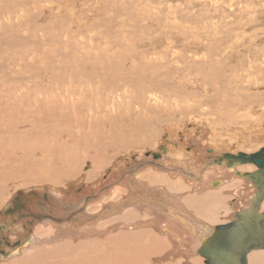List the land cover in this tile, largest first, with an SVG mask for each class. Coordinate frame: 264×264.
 Masks as SVG:
<instances>
[{
  "label": "rangeland",
  "instance_id": "374dc122",
  "mask_svg": "<svg viewBox=\"0 0 264 264\" xmlns=\"http://www.w3.org/2000/svg\"><path fill=\"white\" fill-rule=\"evenodd\" d=\"M67 12L69 22L67 20L66 25H61L60 21H56L57 30L54 36L51 64H40L37 75L23 84L18 83L20 82L19 80L3 78V111H6L5 108L8 102L12 104L16 101L18 104L20 101L22 102L23 97H15L14 93L19 92V90L20 92L22 91L21 85L33 84L32 89L34 91L30 90L29 92L31 94L35 92L36 95L32 94V96L37 99L36 96H43L46 90H48L47 92H53L65 84L71 90L75 89L80 92V89L84 88V91L89 93V98L83 102L85 106L92 109L94 107L95 109V103H98L103 108L107 107L109 109L108 117L99 115L97 122L93 124L96 127L100 125L107 132L109 130L118 132V138L117 140H112L113 142L110 139H103L104 142L96 143V145L91 143L77 144V147L81 148V150L75 156V159L74 157L70 159L69 167L66 169L68 171L73 169L72 171H81L83 173L92 172L93 169L91 168L93 165L90 155L95 152L101 153L102 151L105 154L102 163H106V165L101 164L96 172L99 174V172L106 171L108 175L105 174V177H100L102 186L95 193L90 191L88 195L92 196L91 198L83 195L81 202L77 203L75 201L70 205L71 207H66L64 210L68 215L63 212L61 220H64L58 224L68 223L66 225L71 228L72 232L75 231L74 229L78 225L90 227L93 224V228H95V219H81L82 223L80 224L79 219L77 220L79 218L78 215L87 213V209L91 207H87V204L90 205L91 201L98 199L107 191L114 190L122 184L124 179L138 175L139 170L137 169L141 164L139 160H152L150 158L151 154L156 153L158 155L160 146L168 147V139L172 136L170 135L171 131H176L178 137L176 142L177 145H180L179 150H182L181 148L184 150L179 157L168 156V158H172L175 162H187L183 168L184 170L187 169L186 171L188 172H193L195 168V165L190 162L192 155H188V152L193 151L192 147L195 145L193 140L198 139L197 141H200L198 146L210 144L207 139H212L213 137L212 126L219 129L216 139L220 138L224 142L222 147L216 146L217 142L214 143L215 147L222 149L221 153H235L238 151L252 153L264 147V0H68ZM87 41L90 42L88 43ZM228 46L230 47L228 48ZM126 58H131L130 60H132L135 67L137 66V71L140 69V72L127 71L128 77L123 72L120 74V71H115L113 66L118 65V62H122ZM147 63H152L154 67L152 69H156V72L160 73L153 76V72L151 73L147 69ZM41 68H48V70L43 71ZM164 68H166V71H164ZM177 68L179 69L178 71L176 70ZM148 72L152 75H149L150 73ZM105 73H116V80H108L107 78L109 77ZM238 74H242L241 77L243 79H240L241 77H238ZM233 79H237V83H232ZM239 79L243 81L244 88L236 87L239 84ZM165 94L170 99L177 100V107L181 108L180 112L174 117L164 120L160 116L161 111L152 109L154 113L149 112L148 114L152 120H146L145 124H137V121H140L137 117L141 113L137 114L134 112L135 109L140 107L143 109L145 102L149 103V101L153 105L160 103L159 105L163 107L165 104H162L161 101H165ZM151 95H153V98ZM250 95L253 98L251 100L247 99L250 98ZM149 96L151 97L150 100ZM223 96H230L234 99L233 107L238 103L237 100L241 99V102H245L244 107L239 109V111L242 110L240 113L243 114L241 120L244 124L246 123L251 127L252 132L245 135L244 138H240V143H238V138L235 140L231 138V126L225 120L228 114V106L217 102ZM119 98L118 102H114ZM18 104L15 103L17 107H19ZM19 105L21 111L23 106ZM159 105L156 107H159ZM236 108L238 107L236 106ZM157 113L159 116H157ZM71 117L72 115L70 114L67 120L59 122L61 125L56 122L57 126H55L54 122L46 123L43 120L33 128L29 125H24L23 130H27L28 135L39 142L56 143L54 149L56 152L57 146H66L64 139L68 140L71 145L78 138L74 134L78 132L79 128L77 127L76 129L75 125L72 124L71 120L73 119ZM207 123L210 129L207 128ZM82 125L79 126L82 127ZM221 126H225V130L221 129ZM254 126L256 129H254ZM182 127H186L188 132L191 128H196L189 135ZM258 128L262 129L261 136L259 135L261 141L254 139L259 134ZM73 129L76 130L74 131ZM6 134H8V131L3 130V135ZM8 135L15 141L17 139L15 136L18 133L11 132ZM111 142L114 145L113 148L110 147ZM69 144L67 145L68 148ZM117 146L120 147L119 150ZM175 146L173 148L177 149ZM72 148L74 149V147ZM206 149L207 151L200 155L211 156L214 147L208 145ZM146 153L150 154L146 155ZM220 156L218 155L216 158H221ZM160 158L153 159V161L163 164V157ZM213 159L215 157H212L211 160H205V162L208 161L211 164L213 162L214 164L212 165L204 162L201 166L200 162H198L200 169L206 166L203 172L207 179L211 177L210 173H212L214 167L223 169L224 161L216 163ZM127 164H130V169ZM114 166H118V168ZM239 167L243 170L250 169L249 165H242V167L240 165ZM101 168H103V171ZM165 171H167V174H177L173 177V180L176 177H181L180 171L172 167L164 168V173ZM134 172L137 173L134 174ZM34 174H37V171L28 172L27 174L22 172V177ZM221 175L219 174V176ZM225 175H223V178L227 179L228 176L224 177ZM213 178L218 177L215 175ZM71 180H74V178L68 181ZM194 181L197 182V180ZM202 181V176H200L199 182ZM93 182L95 183V181H92L89 184L94 185ZM70 183L73 186L71 189L80 186L77 183ZM80 183L82 185L85 184V182ZM23 184V186L18 188L21 194L41 191L30 180L26 179ZM223 185L219 184L216 187L209 185L195 197H188L187 203L189 207L192 209L198 208L200 215H205V211L208 212L207 208H200L195 201L200 197L218 192L225 187V184ZM87 189L92 190L93 187ZM146 189L149 190L148 188ZM180 192H182L181 194L184 197L187 194L192 196L191 193H194L191 192V189ZM248 193H252L251 188L248 189ZM48 197V194L44 195L42 197L43 201L38 204L39 210H42L38 212L41 215L35 214V216L38 215V221L31 217L32 213L24 211L25 202L19 197L15 198L13 205L7 208L5 214L8 216L15 214L14 221L25 219L28 225L31 224L32 228H30L29 234L32 235L31 232L33 233L35 225L38 223L40 225L46 219L45 216L47 214L44 208L47 206ZM86 198L88 199L87 202H85ZM181 198L179 201L184 204L182 202L184 201L183 197ZM194 198L197 199L193 200ZM158 199L161 198L158 197ZM231 199V193L227 194L225 192L224 203H219L215 208L214 221H206L205 223L209 226L227 223L232 218V213L236 210V205L233 208L230 204H227L232 201ZM172 200L175 201L174 199ZM83 203L87 209L81 208ZM177 203L179 204V202ZM170 205L176 207L175 203ZM183 209L189 212L185 205ZM88 213L90 214V212ZM88 213L87 215H89ZM192 215L199 219H197L201 223H199V227L205 228L202 221L205 218L198 216L194 211H192ZM68 221L72 222L73 225ZM17 242L18 240L14 241L13 246L8 248V242L5 243L3 240L1 244H3L5 254H11L13 252L9 251L10 249H19L22 246V243L17 244ZM104 242L100 243L102 246L97 247L95 250H93V247H91L92 249L90 248L91 251L86 250V254L89 251L90 255H87L89 257L94 256L95 259L99 257L100 259L101 257L102 259H105V257L115 259V257L119 258L120 255H124V253L122 255L121 251L117 252L116 255L115 248L109 252ZM145 242L143 240L140 243L143 244ZM138 244L139 242L134 245ZM60 248L55 246L50 251L56 252L55 255H57L61 252L59 251ZM87 248L89 249V247ZM135 251L131 260L134 258L137 262H141L144 257L140 252ZM48 252L46 251L44 254ZM261 252H264V249ZM80 253L82 254L83 251ZM44 254L38 257L39 261L40 258L44 260L47 257ZM78 255L77 253L76 256L72 254L58 260L64 261V264L67 262H69L68 264H73L78 260ZM47 258L49 259V257ZM177 259L182 262L181 264H191L192 260H195L197 264H204L199 255H193L191 259L184 257L183 260H180L179 256ZM174 263L176 262L174 261ZM260 264H264V261H261Z\"/></svg>",
  "mask_w": 264,
  "mask_h": 264
},
{
  "label": "bare ground",
  "instance_id": "6f19581e",
  "mask_svg": "<svg viewBox=\"0 0 264 264\" xmlns=\"http://www.w3.org/2000/svg\"><path fill=\"white\" fill-rule=\"evenodd\" d=\"M67 1L68 0H0V236L2 238H0V264H64V261L62 262L58 259L62 257L65 258L72 254L76 256V253L79 254L77 256L78 260L73 264H181L182 262L177 259L179 256L180 260H183L184 257L186 259H191L193 255H198L196 250L204 239L213 232V229L216 226H225L227 223H230L237 212L249 208L248 206L251 205L252 198L256 197L258 194L256 188L253 187L250 182L237 175V173H253L257 171V168L251 164H245L250 166L248 170L240 169V165L238 164H233L232 167H229V162L224 160L223 156L225 154L232 156H237L239 154L251 155L264 149V147L252 153L242 151L221 153L220 151L222 149L219 147H222L224 142L221 141L220 138L216 139L219 129L212 126V139H215L212 140L209 138L207 140L210 143L208 145L214 147L212 150L213 154L211 156H206V154L205 156L200 155L207 151L206 148L208 145L201 144L198 146L200 141L198 142V139L193 140L195 145L192 147L193 151L188 152V155H192L190 162L195 165V168L193 172H188L186 171L187 169L184 170L183 168L186 166L185 164H187V162H175L172 158H168V156L179 157V155H181L180 153L184 150L183 148L179 150L180 145H177L176 142L178 139L177 133L176 131H171L170 135L172 136L168 139V147L163 145L160 146L158 148V155L156 153L151 154L150 158L152 160H139L141 164L137 169L139 170L138 175L136 174L137 172H134L136 175H133L132 178L124 179V181L122 180V184H120V186L117 185L118 187L114 190L107 191L103 194L101 193L102 195L98 199L91 201L90 205H86L87 207L91 206L89 209L84 207V203L81 205V208H86L87 213L90 212V214L88 213L89 215H87V213H82V215L79 216L78 213L76 214L79 217L77 220L79 219V223L81 224V219H95V228H93V224H88L90 227L78 225L76 228L73 227L75 231L72 232L71 228L66 225L68 223L58 224L64 220H61L63 214L66 212L64 209H66V207L69 208L75 201H77V203L79 201L81 202L84 197L83 195H85V197L87 195V197L89 196L88 198H91L92 196L88 194H90V191H93V193H95V191L97 192V189L102 186L101 178L107 174L106 171L102 170L103 168H101L103 171L102 173L99 172L98 174V172H96L101 164L106 165V163H102L105 158V154L102 151L101 153L95 152L90 155V160L93 165L91 168L93 169L92 172L88 171L83 173L81 171H72L73 169L70 170L72 172L68 171L66 168L69 167L68 163L70 164V159L72 157L75 159V156L81 150V148L77 147V144L82 143V145H84V143H91L92 145H96V143H102L106 139L114 141L118 138V132L111 130L107 132L104 131L100 125L96 127L93 124L97 122L99 115L108 117L109 109L107 107L103 108L98 103H95V109L93 107V110L85 106L83 102L89 98V93L85 92L84 88L80 89V92L75 89L71 90L65 84L58 87L53 92H47L48 90H46L43 96H36L37 99L32 96V94L36 95L35 92H32V94L29 92L33 90V84L21 85L22 91L20 92L19 90L17 93L14 92L15 97H23L22 102L20 101L19 103L23 106V108L21 107V111L17 101L15 103H17L19 107H17L15 103L12 104L8 102L5 108L6 111H3V78L6 77L10 80H19L20 82L18 83L23 84L37 75L38 66L40 64H51L50 60L53 54L54 36L57 30L56 21H60L61 25H66L69 18ZM229 47L230 46H228V48ZM130 59L131 58H126L122 62H118V65L113 66L114 70L120 71V74L123 72V74L129 77L127 71H137V66L135 67ZM158 59L157 61H159ZM159 63L161 62L159 61ZM147 64V69L151 73L153 72V76L160 73L156 72V69H152L154 68L152 63ZM41 69H43V71L46 69L48 70V68ZM164 69V71H166V68ZM176 70L178 71L179 69L177 68ZM137 72H140V69ZM151 73L149 75H152ZM105 75L109 77L107 78L108 80H116V73H105ZM241 75L242 74H238V77H241ZM240 79H243V77ZM240 79L236 87L244 88V83ZM234 82L237 83V79H233L232 83ZM34 88L36 87L34 86ZM242 88L240 89L245 90ZM30 94L31 96H29ZM151 97L153 98V95H151ZM151 97L149 96V100ZM247 99L251 100L253 98L250 95V98ZM119 100L120 98L116 99L114 102H118ZM233 101L234 99L230 96H223L221 100H217L221 105L225 104L228 106V114L226 113L227 118L225 120L227 124L231 126V138L233 140L238 138V143H240V138H244L245 135L251 134L252 130L248 124H244L241 120L243 114L240 113L242 110L239 111V109L244 107L245 102H241V99L237 100L238 103L233 107ZM161 102L165 104V106H160V103L153 105L150 104L149 101V103L145 102V107H143V109L141 107L135 109L134 112L137 114L141 113L137 117L138 120H140L137 121V124H145V122H147L146 120H152L148 115L149 112L154 113L152 109L161 111L160 116L164 120L170 119L180 112L181 108L177 107V100L173 98L170 99L166 94L165 101ZM157 105H159V107H156ZM236 106L238 108H236ZM70 114L72 115L71 119L75 120L74 123L73 120L70 119L72 124L75 125L76 129L77 127L79 128L78 132H75V134L73 133L76 138H78L73 144L71 143V145L68 143V140L63 138L66 146H57L56 152L54 150L56 143L39 142L28 135L27 130H23L24 125H29L33 128L43 120L46 123L52 121L55 123V126H57L59 122L67 120ZM157 116H159L158 113ZM41 123L43 124V122ZM79 125H82V127ZM186 127L182 128L184 131L186 130L189 135L193 132V129L196 128H191L188 132ZM224 127L225 126H221V129H224ZM207 128H209L208 123ZM76 129L73 130L75 131ZM254 129H256L255 126ZM3 130H7L8 134L17 132L18 135L15 136L17 139L14 141L8 134L3 135ZM258 130L259 134H257L254 139L260 140L261 138H259V135L262 129L258 128ZM129 135H131V133H129ZM112 142L110 145L111 148L114 147ZM215 142H217V145H215L219 147L214 146ZM68 144L70 145L69 148L67 146ZM174 145H176L175 147H177V149L173 148ZM72 147H74V149ZM119 149L120 147H118V150ZM149 154L150 153H146V155ZM218 155H221V158L218 157L217 159L216 156ZM160 157H163V164L153 161V159ZM212 157H215L213 160H215L216 163L218 161H224L222 165L223 169L214 167L212 173H210L211 177L208 176L209 178L207 179L203 172L206 166L200 169L198 162H200L202 166L205 160H211ZM205 163L210 165L214 164L213 162L212 164L211 162L208 163V161ZM120 166L122 167V165ZM127 166L130 169V164H127ZM167 166L179 170L181 177H176V179L173 180V177L177 174H167V171L164 173V168H168ZM114 167L118 168V166ZM156 167L158 168L155 169ZM159 169L161 170L158 171ZM33 171H37V174L22 177V172H26L27 174ZM219 174L222 175L219 176ZM225 174L228 176L227 179L223 178ZM215 175H217L218 178H213ZM226 175L224 177H226ZM200 176H202V182H199ZM25 178L30 180L31 183L36 184V188L41 191L29 192L26 194L19 193L20 191L18 188L24 185ZM71 178H74V180L68 181ZM194 180H197V182ZM92 181H95V183L93 182L94 185L89 184V182ZM70 182L77 183L80 186L82 185L80 182H85V184L81 187L79 186L78 188L71 189L73 186L70 185ZM219 184H222V186L225 184V187L218 192L200 197L201 199H193H197L195 203H198L200 208H207L209 213L205 211V215H200L198 208L192 209L189 207L187 203L188 197H195L209 185L211 187H216ZM90 187H93V189H87ZM249 187L251 188V194H247L248 189H250ZM187 189H191V192H194L191 193L192 196L186 193L187 196L184 197L181 194L182 192L180 191L184 192ZM225 192H227V194L231 193L232 195V201L227 204H230L233 208H235L234 205H236V210L232 213V218L225 224L207 225L205 223L206 221H214L213 214L215 213L216 206L219 203H224ZM46 194L49 196L47 206L45 205L46 208H44L47 214L45 216L46 219L43 220L40 225L39 223L35 225L36 227L33 228V233L31 232L32 235L29 234V230L32 228L31 224L28 225L25 219L14 221L15 214L13 216L5 214L7 208L13 205L15 198L19 197L25 202L26 206L24 211L32 213L31 217L37 220L39 218H37L38 215L35 216V214L42 211L39 210L38 204L43 201L42 197ZM158 197L161 199H158ZM181 197H183L184 201L182 202L184 204H181L179 201V199H182ZM85 200V202L88 201L87 198ZM177 202H179V204ZM174 203L176 207L170 205ZM184 205L189 212L183 209ZM81 210L80 212H82ZM192 211L198 216L205 218V221L202 220L205 228L199 227V219L192 215ZM258 212H264V195L260 200ZM69 223L73 225L72 222ZM3 240L5 243L8 242V248L12 247L14 241L17 240V244L22 243V246L19 249H10L9 251L13 252L11 254H5L3 251V244H1ZM143 240L148 243L145 242L141 244L140 242ZM102 242L106 244V248L109 252L115 248L116 255L117 252L120 251L122 255L123 253L126 255H120L123 259L119 255V258L115 257V259L106 257L105 259H102V257L101 259L100 257L95 259L94 256L89 257L88 255H90L89 251H91V247L95 250L97 247L102 246L100 245ZM138 242V245H134ZM55 246L56 248L61 247L59 251L62 253L60 252L55 255L56 252L50 251V249ZM87 247H89V249ZM263 249L264 248L250 251L247 254L245 264H260L261 261H264V252H261ZM86 250H89L87 252L88 255L86 254ZM135 250L140 252L144 257L143 260L141 259V262H137L134 258L131 260ZM46 251L50 253L44 254ZM81 251H83L82 254L80 253ZM42 254H44V256L47 255L50 260L46 257L44 260L40 258L39 261L38 257H40V255L42 256ZM201 258L205 264L204 258ZM165 261L167 262L164 263ZM174 261L176 263H174ZM68 263L69 262L66 264ZM191 264L197 263L195 260H192Z\"/></svg>",
  "mask_w": 264,
  "mask_h": 264
},
{
  "label": "water",
  "instance_id": "95a60500",
  "mask_svg": "<svg viewBox=\"0 0 264 264\" xmlns=\"http://www.w3.org/2000/svg\"><path fill=\"white\" fill-rule=\"evenodd\" d=\"M223 158L229 167L251 164L257 168L253 173L237 175L250 182L258 194L252 198L249 208L237 212L230 223L216 226L196 253L204 258L205 264H245L250 251L264 248V212H258L264 195V149L251 155L225 154Z\"/></svg>",
  "mask_w": 264,
  "mask_h": 264
}]
</instances>
